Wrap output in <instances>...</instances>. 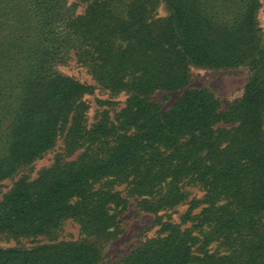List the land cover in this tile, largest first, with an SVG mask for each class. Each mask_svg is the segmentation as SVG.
Listing matches in <instances>:
<instances>
[{"label":"trees","instance_id":"obj_1","mask_svg":"<svg viewBox=\"0 0 264 264\" xmlns=\"http://www.w3.org/2000/svg\"><path fill=\"white\" fill-rule=\"evenodd\" d=\"M81 1L77 13L69 0H0V182L63 139L49 167L0 197V235L50 242L0 247V264H99L127 204L122 184L160 233L117 264H264L260 0ZM71 58L126 94L114 116L87 123L91 86L55 69ZM190 65L246 66L242 95L222 110L210 89H184ZM179 89L165 111L150 100ZM185 184L203 194L181 228L157 213L186 199ZM67 219L84 239L56 241Z\"/></svg>","mask_w":264,"mask_h":264},{"label":"rangeland","instance_id":"obj_2","mask_svg":"<svg viewBox=\"0 0 264 264\" xmlns=\"http://www.w3.org/2000/svg\"><path fill=\"white\" fill-rule=\"evenodd\" d=\"M69 3L75 5L76 12L82 13L85 4L81 0H69ZM261 7L257 13L258 24L261 29V39L264 44V0H260ZM166 11L160 3L156 10L157 16H163ZM55 69L66 76L77 79L79 82L91 86V90L84 93L82 99L88 105L86 111L87 123L91 124L96 121L102 110L108 111L112 117L124 105L126 94L124 92L111 93L107 89L100 87L88 73L86 67L71 58L67 62L55 64ZM190 81L184 88H201L210 89L221 103V109L224 110L236 98L243 93L244 84L248 77V68L240 66L229 69L207 68L197 65L189 66ZM184 89L164 91L157 90L151 94L150 100L160 106L162 111L169 109L173 103L180 97ZM63 150L62 136L55 139L54 145L36 158L32 163L21 167L10 177L0 182V197L7 192L13 183L21 177L34 179L40 170L49 167L57 153ZM76 154L71 156L73 158ZM116 189L127 198L125 209L118 214V233L114 237L102 242V259L99 264H117L118 261L130 250L135 248L145 239L159 235L160 226L155 223L156 215L144 211L137 205V198L129 196L125 185H118ZM184 190L187 194L186 199L171 208L160 210L159 215L162 220H168L177 223L181 228L191 225V222H182V217L189 208L191 199H200L203 191L199 185L185 184ZM200 207L195 208L193 212H198ZM85 236L79 231V226L71 219H67L61 225L57 232L56 241H74L84 239ZM49 239L39 236L37 238H11L0 235V247H21L28 248L33 245L48 243Z\"/></svg>","mask_w":264,"mask_h":264}]
</instances>
